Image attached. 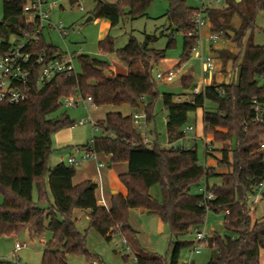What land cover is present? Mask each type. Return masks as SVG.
Wrapping results in <instances>:
<instances>
[{
    "label": "trees",
    "instance_id": "obj_1",
    "mask_svg": "<svg viewBox=\"0 0 264 264\" xmlns=\"http://www.w3.org/2000/svg\"><path fill=\"white\" fill-rule=\"evenodd\" d=\"M93 1L90 17L107 20L111 27L125 17L145 16L152 2L114 0L110 4ZM166 1L165 17L174 31L184 36L182 55L176 64L180 67L198 41L196 36H188L194 32L192 14L197 6H189L186 0ZM24 3L25 0L2 1L0 55L7 52L12 37L22 38L34 30L33 25L25 23ZM204 12L211 24L210 31L224 37L228 31L233 33L231 41L239 52L221 50L219 58L224 63L232 62V68L237 71L236 80L227 85L206 86L197 94L190 93L184 101H175L173 95L162 94L161 103L166 112L168 145L184 137L182 129L187 125L189 113L202 110L204 136H211L212 144H229V148L220 150L221 157L216 159L215 167L199 164L195 148L173 151L157 143L143 145L131 115L119 113H108L98 122L101 135L90 143L93 152L107 158L108 164L127 165V172L118 176L126 196L111 195L109 207L105 209L97 203L95 183L73 184L74 167L63 162L51 169L47 167L51 135L73 125L66 113L55 118L50 115L62 108L60 99L75 92L83 98L91 97L96 108L127 105L139 111L137 103L140 102L146 121L153 120V103L158 93L151 75L152 63L165 59L166 50L150 49L155 39L149 36L142 44L130 37L123 49L115 50L113 39L106 36L97 43L98 50L114 53L128 66L126 74L109 73L111 66L107 62L80 55L75 59L79 66L75 76L58 74L41 87L33 81L25 102L0 105V194L3 196L0 238L16 236L23 230H27L31 238H41L47 232L51 238L43 243L40 264H68L67 256L84 257L88 264L94 258L86 250V233L81 234L76 229L72 211H88V229L109 242L108 233L118 225L124 235H134L128 214L130 210L140 209L167 226L169 255L163 258L139 249L135 264H180L182 250L193 245V242L180 239L194 228L199 229L207 213L213 212L223 214V228L227 234L206 238L210 251L206 264H259L260 251L264 250V217L253 220L245 201L264 177V161L258 148L264 137V125L251 122L252 100L264 99V46H255L252 42L255 18L258 13H264V0H224L222 7ZM234 16L240 19L237 29L230 25ZM173 45L174 38L170 37L166 48ZM29 49L35 54L45 52L49 58L59 53L42 35L37 43L29 45ZM135 65L141 70L134 71ZM191 82V78L183 77L181 87L187 90ZM87 147L89 143L83 148ZM207 152L206 148L205 155H210ZM217 168H222L223 172L217 173ZM212 179H218L219 185L210 186ZM202 183L205 191L214 197L207 202L209 211L205 210L203 193H190L192 186L199 187ZM156 185L159 186V201L150 195V189ZM46 189L52 202L47 198ZM260 201H264V194ZM44 203L47 206L42 208ZM191 264H194L192 260Z\"/></svg>",
    "mask_w": 264,
    "mask_h": 264
},
{
    "label": "rangeland",
    "instance_id": "obj_2",
    "mask_svg": "<svg viewBox=\"0 0 264 264\" xmlns=\"http://www.w3.org/2000/svg\"><path fill=\"white\" fill-rule=\"evenodd\" d=\"M2 1L0 0V21L2 18ZM107 3H114V0H102ZM215 6V0H211ZM48 3H56V6L52 7L49 13V24L54 27H63V31L66 33L64 37H61L56 30H50L45 28L43 31V38L46 43L51 44L63 51L68 50L70 52L81 53L82 55L95 58L100 61L107 62L112 65L116 74L124 75L128 71V66L120 61L114 53H101L98 50V41L106 36H110L113 39V46L115 50L123 49L129 41L130 37H133L139 44H142L146 36L153 37L155 40L149 45L150 49L161 51L166 50L164 63L159 65L158 63H152L151 75L155 82L156 91L158 93L157 99L153 103V120L143 127L142 133H139L143 140L150 142L151 144L157 143L164 149H192L195 148L197 152V158L199 164L206 166L210 161L215 162L214 159H205V145H209L213 150L211 154L215 158H220V150L223 148H229V144L211 143V136H205V140L198 138L200 133L199 127L201 126V113L202 110L189 113L187 127H192L193 132L188 133L186 138L179 140L172 145L167 144L165 134V117L166 112L163 109L161 103L162 94H171L175 101L187 100V96L194 91L195 87L199 86V89L206 87L207 83L213 81L214 84H227L234 82L236 70H230L227 63L218 56L215 55V51H209L210 42L208 41L209 32L206 28H203L200 32L198 43L195 45V51H191L190 57L180 66L178 73L170 81H162L156 78L157 74H164L172 66L178 63L182 55V44L184 36L181 33H177L174 27L170 24L165 14L168 9V3L166 0H152L149 8L146 11V15L130 19L128 17L123 18L116 26H109L105 20H93L86 22V19L90 17V13L94 8L93 0H77L76 3L70 4L69 0H48ZM189 6H197V3L191 0H186ZM217 6V5H216ZM109 30V32H108ZM108 32V34H106ZM229 32V31H228ZM174 38V45L170 48H166V45L170 39ZM233 37L230 36V39ZM223 39H225L222 36ZM246 38L243 40L245 42ZM252 42L255 46H264V13L257 14L254 23V30L252 33ZM216 43V42H215ZM234 42H226V46L231 50L226 51L237 54L239 51L236 48ZM215 45V44H213ZM218 45V44H216ZM221 48L216 49L220 50ZM211 53V54H210ZM213 56L216 58L217 68L209 76H204L202 67V58L206 56ZM215 55V56H214ZM231 64V62H230ZM232 65V64H231ZM134 71H140L139 65L132 67ZM79 71V66L76 65V72ZM191 76L192 82L187 90L181 87V78L185 76ZM179 98V99H178ZM148 102V100L146 99ZM146 102V103H147ZM138 112L127 105L120 107L105 106L97 109L86 110L80 103L75 109H66L62 107L57 112L50 115V118H55L61 113H66L73 125L64 129H61L51 135V151L47 159V167L53 168L60 162L67 164V159L70 155L78 158V151L82 153L83 147L90 143L94 137H99L101 131L98 128L92 127L90 121L97 123L104 119L108 113H119L123 116H128ZM82 121V122H81ZM150 144V145H151ZM98 159L106 164V167L101 171V184L104 194V201L107 203V198L110 196L111 191L116 190V187L121 185L120 181L114 176L107 175L111 168L107 167L108 161L102 158L103 156L97 155ZM110 165V164H109ZM211 165V163H210ZM215 165V164H214ZM87 168L90 171V176L94 181L98 183L96 176L94 161L87 160L79 167H74L76 172H79ZM116 172L115 169H112ZM217 173H222V168L216 169ZM46 180V177H45ZM46 183V181H45ZM218 179H212L209 185H219ZM122 186V185H121ZM204 190V184H200L199 187L192 186L190 193L194 195L202 194ZM47 198L49 202H52V198L48 189ZM117 194V193H116ZM115 194V195H116ZM98 195V193H97ZM150 195L157 201L160 200L159 186H154L150 189ZM34 201H37V197L33 195ZM3 201V196L0 194V204ZM47 206L46 203L42 204V208ZM88 211L75 209L72 211L71 218L75 220V226L78 232L81 234L86 233V250L92 256L89 263L96 261L97 264H135L136 251L135 237L134 235H123L128 240L133 252L129 254L124 253L123 246L121 244L122 238L119 235L113 236L108 242L104 240L93 229H88ZM251 217L253 220L264 217V201L258 202L255 208L251 209ZM129 225L138 232L136 237V243L139 248L152 253L156 256L166 258L169 255V232L166 225L160 222V220L151 214H148L140 209L130 210L128 214ZM87 230V232H85ZM199 231L203 233L205 238L218 234L225 236L227 233L223 228V214H215L208 212L204 223L200 226ZM51 236L49 233H45L41 238H31L27 230L21 231L16 236H4L0 238V262L11 261L12 251L15 242L18 244H25L26 247L18 252L17 256L21 264H40L42 252L44 250L43 243L48 242ZM180 240L190 241L194 244L191 247L182 250L180 255V263L186 262L192 247L195 244V234H190L182 237ZM200 254L193 255L192 260L194 264H206L210 258V251L207 248V242L199 244ZM137 250V251H138ZM127 256L124 259L123 256ZM68 264H87L84 257L67 256ZM259 264H264V250L260 251Z\"/></svg>",
    "mask_w": 264,
    "mask_h": 264
},
{
    "label": "built area",
    "instance_id": "obj_3",
    "mask_svg": "<svg viewBox=\"0 0 264 264\" xmlns=\"http://www.w3.org/2000/svg\"><path fill=\"white\" fill-rule=\"evenodd\" d=\"M191 1L197 3V10H195L192 14L194 32L189 33L188 36H196L199 39L202 29L209 26L208 17L204 12L205 9H207V3L209 0ZM215 3L217 7H222L224 5V0H215ZM53 6H56V3L49 4L48 0H25L23 6L25 23L27 25H33L34 30L32 33H30V35H26L22 38L12 37L9 41L10 46L7 52L3 55H0V105H17L25 102L28 99L33 81L37 87H41L58 74H66L68 77L76 75L77 72L75 59L78 56L76 53H72L70 51H65L63 53L58 51V55H54L52 58H49L45 52L35 54L29 49L30 44L38 42V38L40 35H42V32L45 28L56 30L61 37L65 36L66 33L63 31L64 29L62 26L54 27L49 24V13ZM221 37L222 34L211 32L208 35V40L211 43H215L221 41ZM192 51H195V49L193 48ZM202 67L203 74L205 76L211 75L217 68L216 59L211 55L202 58ZM35 71H37V73L36 77L33 79ZM176 73L177 70L173 69L164 74H157L156 78L162 81H170L174 78ZM194 94H197V92ZM59 103L66 109H75L80 103L84 108H96L91 97L83 98L79 93L76 92L60 99ZM252 112L253 116L251 118V122L264 125V99L262 101H258L256 99L252 100ZM131 118L134 127L139 133H142L143 127L146 125V115L142 111H138L131 114ZM90 124L92 127L97 128V123L90 121ZM182 132L184 134L182 139H184L188 133L193 132V128L191 126L187 128L184 127ZM203 140L205 139L203 138ZM142 144L145 146H150L151 143L146 139L143 140ZM205 147L207 148L208 152L213 151L209 145H205ZM258 148L264 161V137L260 139ZM172 150H186V148ZM87 160L94 161L95 165L96 176L98 179V183H95L97 203L105 209H108V205L104 201V194L101 184V171L106 167V164L101 162L98 159L97 154L93 152L92 144L89 143V147L83 149L80 157H69L67 159V164L72 167H79ZM202 193L205 210L209 211L207 202L212 201L214 197L210 192H206L205 189ZM262 194H264V177L258 183L254 192L247 195L246 197L245 202L250 207V209H253L255 206H257ZM192 232L195 234L196 245L192 247L187 261L181 262L180 264H191L192 256L200 254L199 244L206 241L205 236L199 231L198 228H194ZM116 234L122 238L121 244L123 246L124 253L129 254L130 252H133L128 240L121 233L119 225L112 229L108 233V236L110 239H112ZM25 247V244L16 243L12 251L11 261L3 262L21 264L17 254ZM89 264H96V262H91Z\"/></svg>",
    "mask_w": 264,
    "mask_h": 264
},
{
    "label": "crops",
    "instance_id": "obj_4",
    "mask_svg": "<svg viewBox=\"0 0 264 264\" xmlns=\"http://www.w3.org/2000/svg\"><path fill=\"white\" fill-rule=\"evenodd\" d=\"M235 2H240L241 0H234ZM50 4V3H49ZM54 7V6H53ZM212 8H220V7H217L216 5L214 6L213 4H212V1L211 0H209V2L207 3V9H212ZM52 9V8H51ZM51 9H50V11H51ZM93 20V19H92ZM98 20H103V19H97V20H93L94 22H97ZM106 22H108L107 20H105ZM210 24V23H209ZM108 25L110 26V24H109V22H108ZM230 25H231V27L232 28H234V29H237L238 27H239V25H240V19L237 17V16H234L233 18H232V20H231V22H230ZM210 26H211V24H210ZM209 27V26H208ZM206 28L207 30H208V32H209V28ZM108 32H109V30H108ZM108 32L106 33V34H108ZM226 34H227V37H224L223 35V37L225 38V39H223L222 37H221V41H219V42H216V43H211L210 44V47H209V51L211 50V51H215V55L216 56H218V58H219V51H226L227 49H229V51L231 50L230 48H228L227 46H226V42H232L231 41V39H230V36H232L233 35V33L231 32H226ZM42 37H43V32H42ZM105 37H106V35H104V37H102L99 41H102L103 39H105ZM208 37V36H207ZM98 41V42H99ZM209 41V40H208ZM213 44H215V45H213ZM216 44H218V45H216ZM234 44V43H233ZM55 47V46H54ZM57 48V47H56ZM218 48H221L220 50H217L216 51V49H218ZM58 49V51L59 52H65V51H68V50H65V51H63V50H61V49H59V48H57ZM72 53H75V52H72ZM78 56H80V55H82L81 53H76ZM211 54V53H210ZM214 55V56H215ZM215 58V57H214ZM216 59V58H215ZM164 60H160V61H158L157 63L159 64V65H162L164 62H163ZM230 62L231 61H228V62H226L227 64H228V66H229V68H230V70H232L233 71V68H232V62H231V64H230ZM177 64V63H176ZM174 65L175 67H171L170 69H168V71L169 70H173V69H175V70H177V73H178V71H179V68L180 67H177V65ZM183 64V63H182ZM181 64V65H182ZM180 65V66H181ZM111 66V70L109 71V73H115V71L113 70V68H112V65H110ZM167 71V72H168ZM237 72V71H236ZM235 72V79H234V81L236 80V75H237V73ZM205 76V75H204ZM185 77H187V78H191L192 79V77L189 75V76H185ZM183 78V77H182ZM181 78V79H182ZM211 83L209 84V83H207V86H213V85H222V84H214L213 83V81H210ZM227 84H230V83H227ZM227 84H225V85H227ZM204 87H202V88H200L199 89V86L198 87H195V89H194V91H191V93L192 94H194L195 92H200L202 89H203ZM179 99V98H178ZM87 111L88 110H90L91 108H85ZM95 109H97V108H95ZM199 129H200V133H199V135H198V138H201L202 140H203V138H206L205 136H204V133H203V124H202V113H201V126L199 127ZM211 142V141H210ZM227 144V143H226ZM205 149H206V147H205ZM83 151V150H82ZM207 153H210V155H208V156H206L205 155V159L206 158H211V159H214L215 160V162L213 161V162H209L208 164L205 162V164L207 165V168H212V167H215V165H216V159H219V158H215L212 154H211V152H207ZM80 154V155H79ZM81 154L82 153H80L79 151H78V157H80L81 156ZM72 155H70L69 157H71ZM68 157V158H69ZM74 157V156H73ZM220 157H221V153H220ZM104 160H105V162L107 161V158H105V157H102ZM210 163H211V165H210ZM215 164V165H214ZM107 167L110 169L111 168V171H109L108 172V174L107 175H111V176H114L116 179H118V176L119 175H121V174H125L126 172H127V165L125 164V163H120V164H108L107 165ZM112 169H115L116 170V172L114 171V170H112ZM119 180V179H118ZM84 181H91V182H93V183H96L95 181H94V179H93V177H91L90 176V171H88L87 170V168H85V169H83V170H81V171H79V172H75V176H74V178H73V184H79V183H81V182H84ZM122 185V184H121ZM119 186V187H116V190H115V192L117 193V194H120V195H122V196H126V189L123 187V185L122 186ZM112 192V191H111ZM110 196H111V194H110ZM110 196L107 198V205H108V207H109V201H110ZM143 211V210H142ZM145 212V211H144ZM161 222V221H160ZM132 228V227H131ZM132 230L134 231V237H135V243H136V237H137V235H138V232L136 231V230H134L133 228H132ZM10 237H12V236H10ZM17 242H15V244H16ZM134 243V245H135V247H136V251L134 252V255H136L137 253H138V245L137 244H135ZM15 246V245H14ZM139 249H142V248H139ZM192 260V259H191ZM95 262V261H94ZM192 263H193V260H192Z\"/></svg>",
    "mask_w": 264,
    "mask_h": 264
},
{
    "label": "water",
    "instance_id": "obj_5",
    "mask_svg": "<svg viewBox=\"0 0 264 264\" xmlns=\"http://www.w3.org/2000/svg\"><path fill=\"white\" fill-rule=\"evenodd\" d=\"M76 1L77 0H69V2H70V4H74V3H76ZM92 20V17H88L87 19H86V22H89V21H91ZM231 33V32H230ZM107 75V73H105V76ZM137 106H138V109H139V111H143V108H144V106H143V104H141L140 102H138L137 103ZM116 194V192H114V191H112L111 192V195H115Z\"/></svg>",
    "mask_w": 264,
    "mask_h": 264
}]
</instances>
